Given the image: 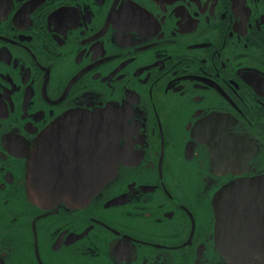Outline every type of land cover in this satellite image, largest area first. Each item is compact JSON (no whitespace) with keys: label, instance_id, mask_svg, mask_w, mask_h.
Segmentation results:
<instances>
[{"label":"flooded vegetation","instance_id":"flooded-vegetation-1","mask_svg":"<svg viewBox=\"0 0 264 264\" xmlns=\"http://www.w3.org/2000/svg\"><path fill=\"white\" fill-rule=\"evenodd\" d=\"M45 130L67 177L34 200ZM260 174L264 0H0V264H264L262 206L221 254L211 204Z\"/></svg>","mask_w":264,"mask_h":264},{"label":"water","instance_id":"water-1","mask_svg":"<svg viewBox=\"0 0 264 264\" xmlns=\"http://www.w3.org/2000/svg\"><path fill=\"white\" fill-rule=\"evenodd\" d=\"M113 114L112 108H105L99 111L93 112H81L79 114L71 116H63L58 120V124L55 125L57 129L64 127V120H97L99 122H105L111 118ZM106 124L103 123L104 127ZM54 127V128H55ZM64 129V128H63ZM51 130H45L41 134V139L38 141L37 146L29 152L27 161V192L28 195L36 199H51L63 195V183L66 175H62L60 170L55 164L57 158L52 159L48 152V136H50ZM107 158V157H103ZM103 172L100 175L95 176V185L91 187L87 192V198L91 196L101 186L106 184L114 177L113 165H109L110 160L104 159ZM61 181V182H60ZM58 182L61 184L59 188ZM229 195V198H228ZM242 203L240 204V197ZM256 201L264 210V174L256 175L254 177H240L232 180L229 184L219 188L214 193L212 199L213 214L215 216V246L221 253L224 252L225 240H224V221L229 215L233 217H239L242 208L256 207L252 202ZM222 254V253H221Z\"/></svg>","mask_w":264,"mask_h":264}]
</instances>
